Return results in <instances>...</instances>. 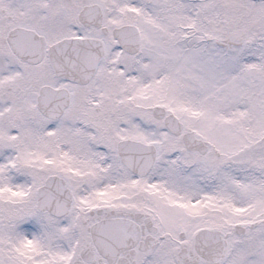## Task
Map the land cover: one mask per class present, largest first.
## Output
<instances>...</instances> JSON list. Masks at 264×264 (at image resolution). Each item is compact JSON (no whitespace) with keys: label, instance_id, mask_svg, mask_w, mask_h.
<instances>
[{"label":"snow or ice","instance_id":"obj_1","mask_svg":"<svg viewBox=\"0 0 264 264\" xmlns=\"http://www.w3.org/2000/svg\"><path fill=\"white\" fill-rule=\"evenodd\" d=\"M0 264H264V0H0Z\"/></svg>","mask_w":264,"mask_h":264}]
</instances>
